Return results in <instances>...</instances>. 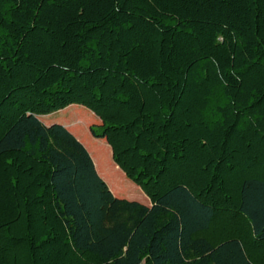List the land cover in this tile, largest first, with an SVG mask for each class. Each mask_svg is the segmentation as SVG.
Instances as JSON below:
<instances>
[{
    "label": "trees",
    "instance_id": "trees-1",
    "mask_svg": "<svg viewBox=\"0 0 264 264\" xmlns=\"http://www.w3.org/2000/svg\"><path fill=\"white\" fill-rule=\"evenodd\" d=\"M0 264H264V0H0Z\"/></svg>",
    "mask_w": 264,
    "mask_h": 264
},
{
    "label": "rangeland",
    "instance_id": "rangeland-1",
    "mask_svg": "<svg viewBox=\"0 0 264 264\" xmlns=\"http://www.w3.org/2000/svg\"><path fill=\"white\" fill-rule=\"evenodd\" d=\"M76 104V103H74ZM71 105V104H70ZM77 105H80V104H77ZM83 106V105H82ZM85 107V106H84ZM87 110H89L91 112V114L93 113L94 114V117L95 119L93 121H91L88 125H87V131L89 132V136L91 138H93L94 140H98V141H104L106 144L107 141L104 139V138H97V137H94L92 134H91V130H90V127L94 124H99L101 123V120L100 118L95 115L94 112H92L89 108L85 107ZM64 109V108H63ZM71 109H67V111L63 112L62 109L60 110H57V111H54L52 113H49V114H43L41 116H39L45 123L47 124H50V123H55V122H58V123H62L64 125H66L84 144L86 143V139L85 137L82 135L81 132H79L77 130V128L75 126H73L75 123H76V115L74 114H71ZM109 145V144H108ZM86 146V144H85ZM87 147V146H86ZM110 152H111V159L112 161L114 162L113 160V157H112V150H111V147H110ZM103 176V175H102ZM104 177V176H103ZM128 178V177H127ZM104 179L107 181V179L104 177ZM129 181H131L133 184L137 185L136 183H134L131 179L128 178ZM108 182V181H107ZM109 184V183H108ZM138 186V185H137ZM139 189L141 190L139 194H136L132 191H127L126 194H122V195H117L119 197H127L129 199H136V200H139L143 203H150V199L149 197L146 195V193L141 189L140 186H138ZM139 192V191H138ZM142 192V193H141Z\"/></svg>",
    "mask_w": 264,
    "mask_h": 264
},
{
    "label": "crops",
    "instance_id": "crops-1",
    "mask_svg": "<svg viewBox=\"0 0 264 264\" xmlns=\"http://www.w3.org/2000/svg\"><path fill=\"white\" fill-rule=\"evenodd\" d=\"M112 189V188H111ZM151 203V202H150ZM150 203H146V204H150Z\"/></svg>",
    "mask_w": 264,
    "mask_h": 264
}]
</instances>
